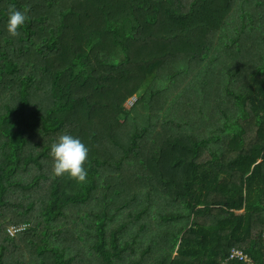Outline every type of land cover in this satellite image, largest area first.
<instances>
[{
    "label": "trees",
    "instance_id": "trees-1",
    "mask_svg": "<svg viewBox=\"0 0 264 264\" xmlns=\"http://www.w3.org/2000/svg\"><path fill=\"white\" fill-rule=\"evenodd\" d=\"M64 133L85 183L53 175ZM234 247L264 264V0H0V264H244Z\"/></svg>",
    "mask_w": 264,
    "mask_h": 264
},
{
    "label": "clouds",
    "instance_id": "clouds-1",
    "mask_svg": "<svg viewBox=\"0 0 264 264\" xmlns=\"http://www.w3.org/2000/svg\"><path fill=\"white\" fill-rule=\"evenodd\" d=\"M29 17L26 11L18 10L15 5L8 8L7 31L10 36L17 37L19 29ZM89 148L81 139L64 133L58 136L51 145L50 157L52 158V172L56 177L69 176L77 183H85L88 171L85 163L88 160Z\"/></svg>",
    "mask_w": 264,
    "mask_h": 264
},
{
    "label": "built area",
    "instance_id": "built-area-1",
    "mask_svg": "<svg viewBox=\"0 0 264 264\" xmlns=\"http://www.w3.org/2000/svg\"><path fill=\"white\" fill-rule=\"evenodd\" d=\"M16 231L14 228H10V234H13ZM229 261H238L244 264H256L244 251L238 247H234L230 250L229 258L226 262Z\"/></svg>",
    "mask_w": 264,
    "mask_h": 264
},
{
    "label": "rangeland",
    "instance_id": "rangeland-1",
    "mask_svg": "<svg viewBox=\"0 0 264 264\" xmlns=\"http://www.w3.org/2000/svg\"><path fill=\"white\" fill-rule=\"evenodd\" d=\"M134 100V97H131L127 100V103L126 105H130L132 103V101ZM245 127V141H247V143H252L255 141V136H254V133H253V130H254V127L251 125V123L249 122L247 125H244Z\"/></svg>",
    "mask_w": 264,
    "mask_h": 264
}]
</instances>
